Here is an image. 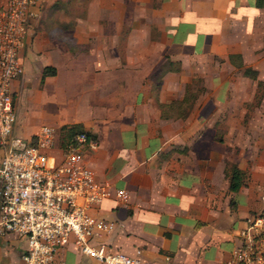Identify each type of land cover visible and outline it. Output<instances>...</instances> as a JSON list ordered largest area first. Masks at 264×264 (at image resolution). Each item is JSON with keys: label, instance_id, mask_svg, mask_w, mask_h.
Returning <instances> with one entry per match:
<instances>
[{"label": "crops", "instance_id": "1", "mask_svg": "<svg viewBox=\"0 0 264 264\" xmlns=\"http://www.w3.org/2000/svg\"><path fill=\"white\" fill-rule=\"evenodd\" d=\"M57 1L34 7L12 91L30 79L28 94L42 96L34 86L53 65L43 86L53 106L64 104L57 124L89 131L95 146L83 163L128 191L91 208L114 223L93 243L152 264H223L238 231L264 209L261 154L245 150L244 113L225 112L244 103L246 67L264 75V0H64L66 44L47 37ZM196 77L204 90L190 100ZM17 109L18 101L14 132L29 137ZM232 165L246 171L237 190ZM25 247V237L2 234L0 264L20 261ZM53 264L102 263L71 240Z\"/></svg>", "mask_w": 264, "mask_h": 264}, {"label": "built area", "instance_id": "2", "mask_svg": "<svg viewBox=\"0 0 264 264\" xmlns=\"http://www.w3.org/2000/svg\"><path fill=\"white\" fill-rule=\"evenodd\" d=\"M42 1L7 0L0 6V236L13 232L26 239L20 261L10 264H53L58 249L71 240L102 264H152L104 242L93 243L114 223L91 208L107 197L125 200L128 191L98 179L83 163L84 149L95 146L85 131L65 147L49 123H41L29 137L14 132L12 83L23 73L19 52L33 9ZM237 237L240 244L223 264H264V209Z\"/></svg>", "mask_w": 264, "mask_h": 264}, {"label": "rangeland", "instance_id": "3", "mask_svg": "<svg viewBox=\"0 0 264 264\" xmlns=\"http://www.w3.org/2000/svg\"><path fill=\"white\" fill-rule=\"evenodd\" d=\"M53 6H54L53 8L54 10L51 13L53 14L52 19L54 18L55 21L52 23V25H50L49 33L47 34V37L51 38V40H56L66 44V42L68 41L64 42L63 30H64V17L68 15L64 11V0L60 1V3H58V1L55 2ZM33 68L35 69V64H33ZM224 72H229V71L225 69ZM230 72H232V74H234L236 77L239 78L241 77V70L233 69ZM55 74L56 71L52 75ZM44 78L41 79L40 82H36V86H34L36 87V89L43 91L42 96L40 95L37 96L36 93L30 95L28 94L31 91L30 88H32V81L30 82L29 79L26 88L15 91L14 93L15 106H17V101H18L17 110H18L19 119L22 121L23 124L27 126L26 127L27 130L34 131L41 123H46V122L50 123L56 128L58 143H60V141L62 140L61 137H63L64 127L62 128V126L64 125V122L59 124L57 123H58V119L64 114V104H60V101H58V104L56 106H53V100L45 99L46 96H49L51 94H49L47 90H44V86H43L45 80ZM202 81H203L202 77L194 78V81L192 82L193 84L191 85L192 89L187 90L190 94L189 96L187 94L188 99L193 100L194 94L198 95L199 93L203 92L204 87L202 86ZM239 82L241 88L238 90L237 93H239V96L241 92L244 94L245 97L244 103L242 105H231L230 107L227 108L228 110H226L225 112L231 114L244 113V119L239 124L242 125L246 133L247 131L251 132V133L249 132L250 136L246 134L245 137L243 138L244 141L243 143L246 148L245 150L247 151L248 148L250 150L258 148V152L261 154V158L264 163V75L257 73L255 78H250L249 76H246L244 80L239 79ZM184 107L187 108V106H183L182 104V108H181L183 109L182 112L185 110ZM230 124L236 125L237 123H230ZM243 172H244L243 178H245L246 171ZM262 174L263 173H261V175ZM262 188L264 189V186Z\"/></svg>", "mask_w": 264, "mask_h": 264}, {"label": "trees", "instance_id": "4", "mask_svg": "<svg viewBox=\"0 0 264 264\" xmlns=\"http://www.w3.org/2000/svg\"><path fill=\"white\" fill-rule=\"evenodd\" d=\"M261 0H257L258 4L260 3ZM56 71L54 66L51 65H46L43 67L42 72H41V79L48 75L54 74ZM245 73L249 74L253 78L256 77L257 71L255 69H252L251 67H246L245 68ZM64 127L63 130V137L62 140L60 141L59 145L61 147H65L70 141H72L73 137L80 131H85L87 136L91 138V134L89 131L84 130L79 124H64L62 128ZM243 175L244 172L238 168L236 165H232L230 167V189L231 190H237L240 185L243 183Z\"/></svg>", "mask_w": 264, "mask_h": 264}]
</instances>
